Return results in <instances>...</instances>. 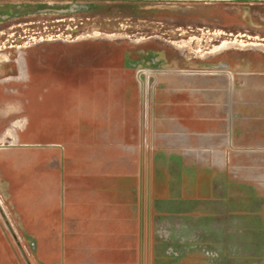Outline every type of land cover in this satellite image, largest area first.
I'll list each match as a JSON object with an SVG mask.
<instances>
[{
  "label": "rangeland",
  "instance_id": "1",
  "mask_svg": "<svg viewBox=\"0 0 264 264\" xmlns=\"http://www.w3.org/2000/svg\"><path fill=\"white\" fill-rule=\"evenodd\" d=\"M225 64L264 71V0H0V264H264L166 152L172 80Z\"/></svg>",
  "mask_w": 264,
  "mask_h": 264
},
{
  "label": "crops",
  "instance_id": "2",
  "mask_svg": "<svg viewBox=\"0 0 264 264\" xmlns=\"http://www.w3.org/2000/svg\"><path fill=\"white\" fill-rule=\"evenodd\" d=\"M221 66L172 80V148L166 152L172 171L188 176L200 168L216 184L224 201L219 215L240 214L250 230L264 231V71Z\"/></svg>",
  "mask_w": 264,
  "mask_h": 264
}]
</instances>
